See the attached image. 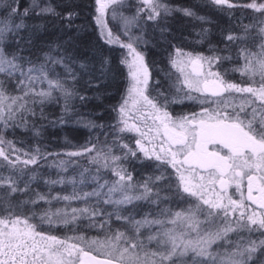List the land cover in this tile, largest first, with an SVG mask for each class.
Returning <instances> with one entry per match:
<instances>
[{"label": "snow or ice", "instance_id": "6c2138e0", "mask_svg": "<svg viewBox=\"0 0 264 264\" xmlns=\"http://www.w3.org/2000/svg\"><path fill=\"white\" fill-rule=\"evenodd\" d=\"M95 15L93 17L95 24L99 28L100 39L108 45L119 44L127 50V54L121 59V64L128 67V77L130 80L127 89V95L123 98L118 112L120 114V123L123 127L119 128L120 132H136L139 139L136 140V146L139 152L148 159H155L161 164L169 165L176 173V186L174 195L181 199L194 197L199 201L195 208L189 207L183 211L172 213L169 209L160 212L161 216H170L171 219H149L145 216L141 220H135L132 216H123L119 208L115 211L116 219L124 221L126 228L133 229L137 237L143 236L140 231L142 228H151L153 225L158 226L155 235L148 237L149 241L156 240L160 246L155 252H143L144 244L142 240L133 239L132 236L126 235L125 232L117 230L113 236L109 237L106 242L96 240L86 241L84 236L69 237L60 239L55 235H46L43 231H38L39 224L30 223L35 219V213L31 215H22L19 205H8L0 211L6 213L0 215V264H177L183 261V258L191 254L192 264H208V258L212 257L210 248L217 241L226 238L229 232L237 229H247L249 232L260 230L264 235V117L259 124L254 123L256 110L253 113V120L247 123L242 118L247 113L244 110V104L240 105V110L235 115L229 113L227 102L223 100L225 95L235 93L251 94L256 100L264 105V42L259 45L258 54L249 53L247 49H241V55L245 59L243 72H259L261 80L259 87L241 86L236 83L225 81L219 72L212 71L213 66H219L223 60L231 59L230 56H204L203 54H193L184 52L180 48H175L173 53L169 54V63L179 71L183 76V87L188 89L185 96L189 100L197 99L192 93L209 94L217 100L209 101L211 103H223L224 108H213L211 111L204 107L199 113H192L180 117H173L168 111V97L159 93L157 98L149 99L145 91L149 84L150 72L148 65L145 63L143 53L137 50V44L142 41V37H133L129 32L133 27L141 29L140 21L143 20L145 25L151 23L154 27H159L160 34L163 37L168 31L165 23L166 17L173 11L182 12L184 16L194 17L196 13L191 8L172 9L164 4L162 0H139L142 7H138L136 13L130 17L121 16L124 35L127 37V43L121 41L120 36L114 35L108 28L106 14L109 9L121 3L122 0H94ZM213 5L229 9L241 5L234 4L232 0H210ZM34 5L25 8L20 13L18 0H11L6 5L9 10L8 15L0 18V74L7 73L9 76L20 73L18 87L26 88L24 96H8L3 84H0V120L7 116L8 120L14 118L15 113L27 109L26 101L29 94L33 95V103H43L51 99L54 91H59L65 99L74 95L69 89L68 81L60 78H50L51 72L48 65H63L66 72L75 81L76 74L72 71L71 65L77 63V55L74 50H70L65 45H72V37H69L64 44H55L50 46L49 52L44 53V61L37 64L31 59H26L21 53L23 49L17 52L9 53L3 46L8 35H18L19 30L25 28L24 23H16V19H23L30 16V12L35 10ZM251 9L258 16L255 22L244 27L245 33L250 30L259 29V34L264 41V0H250L249 3L242 5ZM74 5L65 8L64 14L57 13L55 8L46 6L41 8V14H52L60 17L61 23L67 21L65 27L71 29L72 20L78 15L73 11ZM113 12V19H115ZM197 19H205L197 17ZM207 30L205 29L204 32ZM23 37H19L17 44ZM244 37L229 34L226 41L239 42ZM147 43V41H143ZM31 43V41H28ZM52 49H57L56 56L52 55ZM62 49V51H60ZM213 51H225V49H213ZM98 59L99 68L95 64ZM30 65L25 69L24 65ZM110 61L108 58L95 54L89 57L87 54L79 58V68L84 75L97 80L105 77L109 71ZM191 71H188V69ZM99 72V76L95 74ZM37 82L43 84L47 82V90H35ZM97 87L99 85H96ZM81 100L86 97L81 96ZM163 99L161 105L159 100ZM131 100V105H129ZM205 100H201L203 104ZM19 106L17 107V104ZM139 105L150 109L146 113H141L136 119L144 124L146 131L141 129L140 123H129V112H139ZM235 111V109H233ZM151 120V126L147 121ZM63 122V121H62ZM9 149L4 148L5 141L0 138V157L8 161L12 167L18 163L24 165L37 164L38 158L41 157L39 148L35 149V154L29 155L28 159L21 160L19 155H15L17 150L11 141L7 142ZM151 145V148L148 147ZM123 148L128 149L125 156L119 157L108 153L97 152L92 157V161L100 163L104 168L115 166L112 171L118 179L109 187L108 182L100 184L98 190L91 193H85V198L95 196L97 198L106 196L103 201L111 205H127L134 200H151L152 195L156 196L152 203L159 205L162 199L157 189L153 193L156 182L162 177H156L155 181L145 180L142 184H133V176L128 170L120 166L122 159L126 160L130 154L132 157L137 156L127 144ZM9 151L14 155L10 158ZM96 151L95 147L84 148L82 151L70 152L69 156L91 155ZM63 164V161H61ZM35 179V177H32ZM46 183H62L63 181H45ZM7 184L11 192L24 191L16 186L15 181L9 178L7 181L0 177V185ZM151 185V186H150ZM245 185L247 195H245ZM27 187V186H26ZM107 188V192L103 189ZM229 188H234V193H229ZM133 191H139V195L130 194ZM171 191V189H169ZM255 193V194H254ZM238 194L239 198H234ZM119 196L113 199V196ZM80 197H63L64 200L79 199ZM54 199H60L55 197ZM164 200L167 197L163 198ZM37 200L46 201V196L37 194ZM225 201H227L225 203ZM33 200L31 203L35 204ZM47 202V201H46ZM255 205L253 209L251 206ZM206 206L209 217H217L223 214L224 220L231 216L236 221V227H224L216 231H206L200 235L202 222L197 218V213H202ZM258 209V210H257ZM237 213L239 215L237 216ZM95 219L102 215L98 205L91 209H72L71 213L45 211L39 220L41 223L51 225L53 221L64 223L65 225L75 223L79 216H89ZM113 213H109V218ZM70 216V219H69ZM108 221H103L100 225L104 228ZM172 225L173 227H168ZM94 226V225H93ZM195 235L196 238L188 239L186 237ZM69 240L78 242L70 243ZM127 243L126 247L119 246L120 241ZM131 241V242H129ZM100 243V247L107 249L105 258L100 259L92 255L91 251L86 250L83 244L91 245ZM231 252H227L220 264H257L260 258L259 254L264 253V240L259 244L250 241L247 244L241 239ZM212 264H216L213 259ZM264 264V261L261 262Z\"/></svg>", "mask_w": 264, "mask_h": 264}, {"label": "trees", "instance_id": "16d2710c", "mask_svg": "<svg viewBox=\"0 0 264 264\" xmlns=\"http://www.w3.org/2000/svg\"><path fill=\"white\" fill-rule=\"evenodd\" d=\"M129 1L137 9L141 7L138 0ZM162 2L172 9L191 8L196 16L187 17L182 12L173 11L166 17L165 23L168 31L163 37L159 27H157L158 29L147 39V43L142 40L136 45L137 50L143 53L150 72L149 84L145 91V95L149 99L157 98L159 93L166 95L169 100L167 111L173 117L199 113L202 108H208L210 105L216 108L223 107L221 106L223 103L209 102L218 99L212 98L210 95L193 92L192 95L196 96L197 99L189 100L185 96V93L188 92L187 88L174 86L177 80L173 76L176 73L169 63V54L173 53L175 48H180L186 53L191 52L194 55L230 56L231 59L221 61L219 66L214 65L212 71L219 72L222 78L229 83L259 87L260 73L243 72L245 59L240 54L241 49H247L249 53L258 54L260 52L259 45L264 42L260 37L258 28L250 30L248 33L244 31V27L253 24L255 17L258 16L253 10L242 6L249 3L250 0H232L234 4L241 6L231 9L227 6L213 5L210 0H162ZM9 3L11 0H0V18L8 15L9 10L6 5ZM18 3L21 14L25 8L34 5L39 6L30 12L29 17L16 19L15 22L24 23L25 28L19 30L18 35L6 37L3 45L6 50L13 53L23 49L21 54L26 59H31L39 64L44 61V53L49 52L51 45L64 44L69 37H72L73 44L65 45V47H69L70 50L74 48L76 52L77 63L71 65L72 71L76 74V79L75 81L72 80L63 65H48L51 72L50 78L67 80V86L74 92V95L66 100L62 93L54 91L52 98L41 104L38 99L37 102L33 103V95L29 94L26 101L19 102L26 103L29 110L22 109L15 113L13 119L8 120L5 116V120L0 121V138L5 141L4 148L6 151L9 149L7 142L11 141L12 145L19 150L15 155H19L21 160L29 158V155L26 154H35L37 148L41 153L37 164L24 165L18 163L16 167H12L8 161L0 157V177H3L5 181L11 178L18 188L24 189V191L11 192L6 183L0 185V209L8 205H19L22 211L18 214L31 215V213H35V219L30 220V223L39 224L37 230L43 231L46 235H55L60 239L84 236L88 242L93 240L104 242L103 240L108 234L111 235L114 229L124 223V221L116 219L114 213L117 208L123 216L130 215L135 220H141L145 216L149 219L168 220L170 216L160 215L162 210H177L184 203L194 200V197L181 199L172 194L171 199L164 200V197H170L168 192L175 191L177 181L174 169L155 159L145 158L136 146V140L140 138L138 133L119 131L123 124L120 123L118 108L127 95L130 83L129 69L126 65L121 64V59L127 54V50L121 48L119 44H105L100 39L99 28L93 19L95 15L94 0H18ZM69 5H74L73 11L78 13L72 20L71 29L65 27L67 21L62 24L58 16L52 14L37 15L41 8L46 6L55 8L57 13L63 15L65 8ZM115 8L116 5L114 9H109L106 14L108 28L114 35L120 36L122 42L127 43L129 41L123 34L124 31L119 27L118 16L115 14L116 18L113 19L111 11ZM197 17H204L205 19L201 20ZM205 29L206 32H204ZM135 31L133 30V33ZM230 33L244 37V39L229 44L226 37ZM129 35L133 36L132 33ZM19 37H23V39L17 44ZM213 49H225V51H213ZM57 51V49H52L54 57ZM85 54L89 57L95 54L97 58L100 56L108 58L110 61L109 71L105 77L99 80L92 78L91 83H89L90 77L84 75L79 68V58ZM29 66L28 64L24 65L25 69ZM95 66L97 69L100 66L98 59ZM95 75L99 76V72ZM20 78L19 72L13 76H9L7 73L0 74V84L4 85L8 96H24L27 89L18 87ZM41 89L47 90V82L36 83L35 90L38 92ZM81 96L86 97V99L81 100ZM201 100H205V102L202 104ZM159 103L163 105V99H160ZM129 105H131V100H129ZM138 107L139 112H129V123H140L141 129L146 131L144 124L139 122L136 117L141 113L150 111V109L143 105ZM125 144L137 152L136 157L129 154L126 160L122 159L120 162V166L132 174L134 185L142 184L148 179L155 181L156 177H162L153 188V193L157 189L164 191L162 192L164 195L160 196L162 202L159 205L151 202L154 194L151 200H134L126 207H115L103 203L107 199L106 196L85 198V193L98 190L100 184L108 182L110 187L118 179L112 171L114 165L104 168L102 161L100 163L93 162L92 157L96 156L97 152L108 153L111 150V155L123 158L128 151V149L123 148ZM93 146L96 151L92 152L90 156L68 155L70 152L82 151L84 148H92ZM148 147L151 148V145ZM8 154L10 158L14 159V155L10 151ZM45 181L63 182L46 183ZM107 190L105 188L103 192L106 193ZM37 194L45 195L47 202L37 200ZM130 194L139 195L140 192L133 191ZM66 196L80 198L64 200L63 197ZM55 197H60V199H54ZM117 197L118 195L113 196V199H117ZM33 200L37 202L31 203ZM96 205L101 209L102 215L95 219L90 218V214L89 216H79L75 223L68 225L58 221H53L49 225L46 222L41 223L39 220L40 215L45 211L56 212L60 210L62 213H71L72 209L79 210L85 207L91 209ZM109 213H113L110 218ZM5 214L0 211V215ZM103 221H108V223L105 224L104 228H101L100 225ZM227 221V224L231 225L230 227H236V221L231 216ZM168 227H172V225H168ZM147 229L159 230L158 226L153 225L151 228H142L140 231L144 234ZM241 239L245 244L250 241L259 244L261 240H264V235H261L260 230L249 232L247 229H237L229 232L225 243L223 240H219L209 249L212 257L208 258V264H212L213 259L216 260V264H219L217 261L219 254L232 249L229 245L234 247ZM140 240L145 242L143 239ZM69 242L78 241L69 240ZM99 244L90 247L88 244L82 246L95 254L104 255L105 252L98 253L96 251ZM123 244L127 243L123 242ZM148 248L149 253L158 250L154 245L151 248L148 246ZM259 257L257 264L264 261V253H260ZM177 264H192L191 254L185 257L183 261H178Z\"/></svg>", "mask_w": 264, "mask_h": 264}, {"label": "rangeland", "instance_id": "374dc122", "mask_svg": "<svg viewBox=\"0 0 264 264\" xmlns=\"http://www.w3.org/2000/svg\"><path fill=\"white\" fill-rule=\"evenodd\" d=\"M141 7H142V5H141ZM136 11H137V7L134 6V4H132L129 0H127V1L122 0L121 3H119V4L116 5L115 10L111 11V13L113 14V12H114L118 16L119 27L124 31L123 26H122V21L120 20V17L121 16L130 17V16L134 15L136 13ZM140 24L142 26L140 30H137L135 27H133L129 33H132L133 37H137V36L142 37V40L143 41H147V39H149L152 36V33H154L158 29L157 27H154L153 25H150L149 23L147 25H145V23H144L143 20L140 21ZM133 30H136L135 33H133ZM174 70H175V73L176 74L173 77L177 80L174 83V86L176 88H181V87H183V85H182L183 76L179 73V71L177 69L174 68ZM188 71H191V69L189 68ZM242 94L243 93H235V92H232L231 94H228L227 96L223 97V100L227 102V105L228 106H231V107H240V105L242 103L245 105L246 103L249 102L248 97H246V96H244ZM221 106H223L222 108L225 107L224 104H222ZM4 120H0V121H4ZM162 192H164V191H160L159 192V195L160 196L161 195H164ZM168 194H170V197H167V199H171L172 198V195H174V191H172L171 193L168 192ZM153 196H154L153 197V200H155L156 199V196L155 195H153ZM118 198H119V196L117 197V199ZM197 203H199V201H197V199L194 198V200H191V201H188V202L184 203L181 206L180 209L173 210L171 212L172 213H175L176 211H183V210L188 209L189 207L195 208V205ZM108 205H111V204H108ZM111 206L118 207L116 205H111ZM119 207H126V205H120ZM222 215L223 214H221L220 216L214 217V218L213 217H209L208 214H207V208H205V207L203 208L202 213L198 212L197 213V218L202 222V227H201L200 235H203L206 231H216L217 229H222L224 227L231 226L230 224H227L228 221L227 220H224V218L222 217ZM69 219H70V217H69ZM169 219H171V217H169ZM117 230H119L121 232H125L126 235L132 236L133 239H137V240L143 239V240H145V242H143L144 248H143V252L141 253L142 256H143V253L144 252L149 253L148 246H150V248H151L154 245V246L157 247V249H160V246H159V244H158V242L156 240H152V241H149L148 240V237L151 236V235H155L158 230H155V229H151V230L150 229H147L146 232L143 234V236L137 237L135 235V231L133 229L126 228V226H125L124 223H123V225H121V226L117 227L116 229H114L112 231V234L111 235L108 234L106 236L105 240H103V241L106 242L107 239L109 237L113 236L114 233ZM186 238H188V239H194L196 237L193 234L192 236H188ZM226 239H227V236H226V238L222 239L224 241V243H225ZM123 242H125V241L122 240V241L119 242V246L121 248L127 246V244H123ZM129 242H131V241H129ZM96 251H98V253H103V252L106 253L107 249L100 247V244H99L98 245V250H96ZM213 251H215V250L213 249ZM231 251H232V249L225 250L224 252H222V254H219V256L217 257V261L219 262V264H220L221 259H223L224 255L227 252H231ZM97 255L105 256V254L104 255L97 254ZM183 260H184V258H183ZM149 264H151V258L150 257H149Z\"/></svg>", "mask_w": 264, "mask_h": 264}, {"label": "flooded vegetation", "instance_id": "af4514ba", "mask_svg": "<svg viewBox=\"0 0 264 264\" xmlns=\"http://www.w3.org/2000/svg\"><path fill=\"white\" fill-rule=\"evenodd\" d=\"M205 95H209V94H205ZM242 95L248 97V99H249V102L244 105V110L247 113V115L246 116H242V118L245 120L246 123L249 120H253V113H254V110H256V115H255L254 123L255 124H259L260 121H261V119H262V117H264V105H262L259 100H256V98L253 97L251 94L243 93ZM208 108L211 111L213 108H216V107L210 105ZM233 109H235V111H233ZM239 110H240V107H231V106H228V108H227V111L229 113L233 114V115H235V112H238ZM147 124H151V121H148ZM234 192H235V189L234 188H229V193H234ZM244 192H245V195H247L246 185H245ZM234 198H237L238 199L239 198V195L238 194L234 195ZM226 202L227 201H225V203ZM251 207L253 209L256 208L255 205H252ZM237 215H239V213H237Z\"/></svg>", "mask_w": 264, "mask_h": 264}, {"label": "water", "instance_id": "95a60500", "mask_svg": "<svg viewBox=\"0 0 264 264\" xmlns=\"http://www.w3.org/2000/svg\"><path fill=\"white\" fill-rule=\"evenodd\" d=\"M89 251V250H88ZM92 253V255H95V256H97L98 258H100V259H103V258H105V256H100V255H97V254H95V253H93V252H91Z\"/></svg>", "mask_w": 264, "mask_h": 264}]
</instances>
